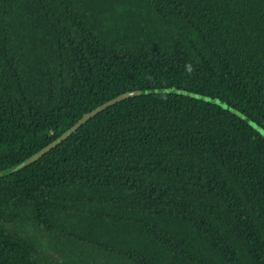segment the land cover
<instances>
[{
	"label": "trees",
	"instance_id": "16d2710c",
	"mask_svg": "<svg viewBox=\"0 0 264 264\" xmlns=\"http://www.w3.org/2000/svg\"><path fill=\"white\" fill-rule=\"evenodd\" d=\"M253 124L264 0H0V264H264Z\"/></svg>",
	"mask_w": 264,
	"mask_h": 264
},
{
	"label": "water",
	"instance_id": "95a60500",
	"mask_svg": "<svg viewBox=\"0 0 264 264\" xmlns=\"http://www.w3.org/2000/svg\"><path fill=\"white\" fill-rule=\"evenodd\" d=\"M139 93L138 89H134V90H127L124 92L119 93L118 95L110 98L107 101H104L102 103H100L99 105L95 106L94 108H92L91 110L84 112L80 118H78L71 126H69V128H67L66 130H64L62 133H60L56 138H54L52 141H50L49 143H47L45 146H43L40 150H38L37 152H35L33 155H31L30 157H28L27 159H25L24 161H21L20 163L14 165L11 167V169H17L20 166L30 162L31 160L35 159L36 157H38L39 155H41L43 152H45L46 150H48L51 146H53L54 144H56L60 139H62L63 137H65L67 134H69L71 131H73L84 119L88 118L89 116H91L92 114H94L95 112H97L98 110L102 109L104 106L119 100L123 97L129 96V95H134Z\"/></svg>",
	"mask_w": 264,
	"mask_h": 264
},
{
	"label": "rangeland",
	"instance_id": "374dc122",
	"mask_svg": "<svg viewBox=\"0 0 264 264\" xmlns=\"http://www.w3.org/2000/svg\"><path fill=\"white\" fill-rule=\"evenodd\" d=\"M162 90L176 91V92H178V91L179 92H185L184 90L178 89L176 87H168V88H164ZM189 94H192V93H189ZM192 95H196V94H192ZM196 96H199V95H196ZM200 97L205 98V99H208V100H211V101H214V102H216V103H218V104H220L222 106H227V104L224 101H222V100H220V99H218L216 97L203 96V95H200ZM253 125L264 135V130L259 125H257V124H253Z\"/></svg>",
	"mask_w": 264,
	"mask_h": 264
}]
</instances>
